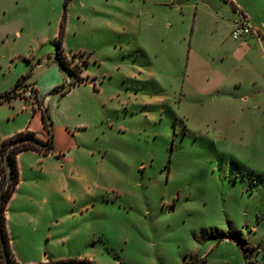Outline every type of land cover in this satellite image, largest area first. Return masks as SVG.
Returning a JSON list of instances; mask_svg holds the SVG:
<instances>
[{
    "label": "rangeland",
    "instance_id": "rangeland-1",
    "mask_svg": "<svg viewBox=\"0 0 264 264\" xmlns=\"http://www.w3.org/2000/svg\"><path fill=\"white\" fill-rule=\"evenodd\" d=\"M22 78L0 140L45 133L35 86L53 148L17 156L20 264H264V0H0V93Z\"/></svg>",
    "mask_w": 264,
    "mask_h": 264
},
{
    "label": "trees",
    "instance_id": "trees-1",
    "mask_svg": "<svg viewBox=\"0 0 264 264\" xmlns=\"http://www.w3.org/2000/svg\"><path fill=\"white\" fill-rule=\"evenodd\" d=\"M64 17H62L63 19ZM62 21L60 23L59 37L62 36ZM55 59L59 66L74 74V83H82L85 79L80 76L77 70L69 66V62L61 51L55 52ZM20 79L17 80L16 84L12 89L0 93V104L4 101H8L11 98L18 95V89L22 86L17 84ZM17 86V87H16ZM68 88L63 89L61 92L65 93ZM43 123L47 131L46 139L42 140L38 138L35 132L30 130H21L10 136H7L0 140V262L2 264H20L12 255L9 250V238L6 230V203L14 192L16 185L19 181V167L17 163V154L23 150H35L42 155L50 153L53 148L52 134L49 129L47 117L44 113L42 115ZM31 264H96L90 260L79 259V258H68V259H56L40 261Z\"/></svg>",
    "mask_w": 264,
    "mask_h": 264
},
{
    "label": "crops",
    "instance_id": "crops-1",
    "mask_svg": "<svg viewBox=\"0 0 264 264\" xmlns=\"http://www.w3.org/2000/svg\"><path fill=\"white\" fill-rule=\"evenodd\" d=\"M240 11V10H239ZM235 21V20H234ZM234 21H233V23H234ZM233 23L231 24V25H233ZM232 27V26H231ZM252 42V43H255V42H259V40H258V37H256V36H253V35H248V36H246L243 40H242V42H241V44L242 45H249L248 43L249 42ZM249 48V46H247V49ZM80 76H82V77H84V79H86L85 78V75L83 76V74L80 72ZM87 76V75H86ZM34 86V85H33ZM33 98H34V100H35V103H36V105L34 104L33 105V108H32V110H34L35 108H38V111H33V114L31 115V117L32 118H34V117H38V120H39V124L42 126V128H43V130L45 131V133H43V135H41V131H39L38 129H37V127H34L33 125H31V120H29L28 121V124H26V125H24V126H22V127H19L18 128V131H21V130H25V129H27V130H30V131H33V132H35V134H36V136L38 137V138H40V139H42V140H44V139H46V137H47V131H46V129H45V126H44V123H43V118H42V115H43V111L42 110H40L39 108H40V104L39 103H37V98H36V95H35V86H34V96H33ZM17 131V132H18ZM12 135V134H11ZM8 136H10V135H8ZM28 150H30V149H28ZM23 151H26V150H23ZM30 151H35V150H30ZM22 152V151H21ZM20 153V152H19ZM18 153V154H19ZM18 154H17V156H18ZM18 163V162H17ZM19 167V166H18Z\"/></svg>",
    "mask_w": 264,
    "mask_h": 264
},
{
    "label": "built area",
    "instance_id": "built-area-1",
    "mask_svg": "<svg viewBox=\"0 0 264 264\" xmlns=\"http://www.w3.org/2000/svg\"><path fill=\"white\" fill-rule=\"evenodd\" d=\"M230 35L233 39L245 38L248 35H253L260 38L258 30H256L250 23L248 17L242 12H238V19L233 23ZM25 100V98H23ZM32 101L28 103L30 108H33Z\"/></svg>",
    "mask_w": 264,
    "mask_h": 264
},
{
    "label": "water",
    "instance_id": "water-1",
    "mask_svg": "<svg viewBox=\"0 0 264 264\" xmlns=\"http://www.w3.org/2000/svg\"><path fill=\"white\" fill-rule=\"evenodd\" d=\"M24 80H25V78H22V79L20 80V82L17 84V86L21 85V84L24 82ZM17 86H16V87H17Z\"/></svg>",
    "mask_w": 264,
    "mask_h": 264
}]
</instances>
